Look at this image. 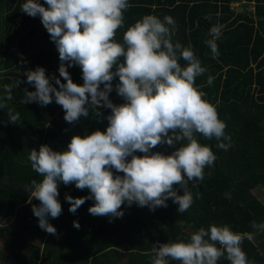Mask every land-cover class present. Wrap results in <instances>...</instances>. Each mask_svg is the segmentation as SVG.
<instances>
[{
    "label": "trees",
    "instance_id": "obj_1",
    "mask_svg": "<svg viewBox=\"0 0 264 264\" xmlns=\"http://www.w3.org/2000/svg\"><path fill=\"white\" fill-rule=\"evenodd\" d=\"M25 2L0 0V97L7 95L5 85L12 86L8 107L0 108V218H13L6 227L0 226V238L12 251L21 247V241L27 247L33 237L43 242L42 247L35 246V242L30 257H24L19 264H121L123 260L126 264H152L153 244L188 242L193 233L200 228L208 230L211 225H227L235 233H252V240H243L242 250L249 264H264V230L252 227L253 222L264 224V200L258 196L264 192L254 194L264 190V0H128L131 7L124 12V24L117 30L115 40L123 43L127 28L145 15L161 19L171 16L175 21L173 43L190 46L206 69L196 78L195 85L206 93L204 99L216 107L219 119L226 123L225 134L231 140L224 142L231 146L225 151L218 147L220 142L215 138L195 134L217 159L204 169L202 181L184 185L194 199L184 213H179V205L169 198L167 207L155 211L125 203L120 209L122 218L92 216L88 209L95 201L89 199L73 214L66 196L83 198L90 195V190H79L75 183H61L58 199L62 214L48 217L56 235L42 230L32 211L40 201L31 197L29 189L33 180L41 182L43 177L31 167V150L39 151L41 145H48L63 152L73 136L106 131L111 109L89 106L87 117L81 116L69 124L64 119L65 111L54 99L47 106L21 103L25 89L36 90L27 83L28 70L43 67L58 90L55 79L67 83L59 75L61 61L56 44L39 16L33 18L22 12ZM38 2L47 7L44 0ZM216 25L223 27L216 41L219 55L213 58L205 41L212 38L209 32ZM124 60L120 57L119 63ZM180 64L186 66L183 60ZM68 72L74 83L83 85L78 65L68 67ZM209 76L213 77L211 85ZM118 83L119 77H115L109 94L115 105L125 103L115 90ZM9 108L20 114L17 123L8 121ZM187 143L184 140L174 146L161 144L151 152L171 155ZM135 155L144 154L137 151ZM127 159L130 161L131 157ZM113 172L124 175L114 169ZM176 191L184 194L179 186ZM74 221L79 222V229L73 226ZM169 264L179 262L169 260ZM218 264H230L226 254Z\"/></svg>",
    "mask_w": 264,
    "mask_h": 264
},
{
    "label": "clouds",
    "instance_id": "obj_2",
    "mask_svg": "<svg viewBox=\"0 0 264 264\" xmlns=\"http://www.w3.org/2000/svg\"><path fill=\"white\" fill-rule=\"evenodd\" d=\"M44 2L47 7L38 0H26L22 12L41 18L59 52V75L67 83L55 79L58 90L43 67L28 70L27 83L36 90L25 89L21 103L47 106L54 99L62 106L69 124L81 116L87 117L89 106L111 109V115L107 117L106 131L73 136L66 151H54L48 145H41L39 151L31 150V167L43 177L41 182L33 180L29 189L31 197L40 201L32 209L39 227L57 234L48 217L58 218L62 214L58 199L61 183H75L79 190H90L87 197L66 196L73 214L89 199L95 201L88 209L92 216L122 218L124 213L120 209L125 203L155 211L167 207L169 198L179 205V213L186 212L194 199L184 185L188 181H202L204 169L217 159L209 146L198 142L195 134L215 138L220 142L218 147L225 151L231 145L224 141L230 142L231 137L225 134L227 125L219 119L216 107L204 99L206 93L195 85L196 78L206 69L190 46L173 43L174 19L145 15L127 28L123 43H118L115 35L123 27L124 12L131 7L128 0ZM222 27L213 26L209 32L212 38L205 41L213 58L219 55L216 41ZM120 57L125 58L123 63H119ZM181 60L186 66H181ZM76 65L82 69V86L74 83L68 72V67ZM115 77H119L115 90L125 100L121 105L109 99ZM212 82L213 77L209 76L208 84ZM4 88L7 95L0 97V108L8 107L6 101L12 99V86ZM19 118L18 112L8 109L10 123H17ZM184 140L188 143L171 155L151 152L158 145L174 146ZM137 151L144 155H135ZM113 169L124 175H115ZM176 186L184 189L183 195H178ZM73 226L80 228L78 221ZM252 227L264 230V224L253 222ZM245 238L252 240L253 234L235 233L227 225L200 228L188 242L153 244L152 264H169V260L179 264H218L225 254L230 264H249L241 247Z\"/></svg>",
    "mask_w": 264,
    "mask_h": 264
},
{
    "label": "rangeland",
    "instance_id": "obj_3",
    "mask_svg": "<svg viewBox=\"0 0 264 264\" xmlns=\"http://www.w3.org/2000/svg\"><path fill=\"white\" fill-rule=\"evenodd\" d=\"M259 192H264V190L259 189L257 192L254 191V194H258ZM258 196L261 197V199L264 200V195H260L258 194ZM13 219V218H12ZM6 219H0V225L1 227H6L8 224ZM35 242H37L35 240V238L33 237L32 241L26 246H24V243L21 241L19 244L21 245V247H14L16 248V251H12L10 250V248L8 246H5L3 244V241H1L0 239V264H19L21 261H23L26 257V259H28L31 255V253L33 252V248L35 245ZM43 245L42 243L37 242V244L35 246ZM3 259V260H2ZM44 259V257H41L40 261H42ZM41 264H44L43 262ZM121 264H126V261L123 260L121 262Z\"/></svg>",
    "mask_w": 264,
    "mask_h": 264
},
{
    "label": "crops",
    "instance_id": "obj_4",
    "mask_svg": "<svg viewBox=\"0 0 264 264\" xmlns=\"http://www.w3.org/2000/svg\"><path fill=\"white\" fill-rule=\"evenodd\" d=\"M0 219H2V218H0ZM7 220V223L6 224H9V223H11L12 221H13V219L11 218H8V219H6ZM1 226V225H0ZM3 227V226H2ZM1 239V238H0ZM1 241H3L2 239H1Z\"/></svg>",
    "mask_w": 264,
    "mask_h": 264
}]
</instances>
